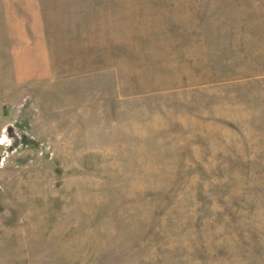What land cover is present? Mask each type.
I'll return each instance as SVG.
<instances>
[{"label": "rangeland", "instance_id": "rangeland-1", "mask_svg": "<svg viewBox=\"0 0 264 264\" xmlns=\"http://www.w3.org/2000/svg\"><path fill=\"white\" fill-rule=\"evenodd\" d=\"M7 3L0 264H264V0Z\"/></svg>", "mask_w": 264, "mask_h": 264}, {"label": "crops", "instance_id": "crops-1", "mask_svg": "<svg viewBox=\"0 0 264 264\" xmlns=\"http://www.w3.org/2000/svg\"><path fill=\"white\" fill-rule=\"evenodd\" d=\"M26 1H28L29 4H31V5H29V7H30L29 10H31V12H33V11L35 12L36 11L35 7H36V4H37V0H10V3H12L14 5L15 11H17V12H14V10H12V11L8 10V12L15 13V14H23V13H25L26 10L25 9L23 10L22 8L24 6V2H26ZM10 3H7V5L10 4ZM3 13H6V12L3 10ZM7 18L8 17L5 16V18H3V20H6ZM16 19L20 20V19H23V17H22V15H19Z\"/></svg>", "mask_w": 264, "mask_h": 264}]
</instances>
